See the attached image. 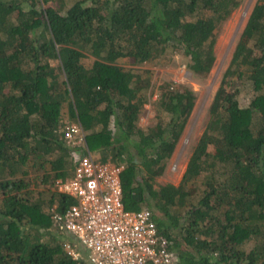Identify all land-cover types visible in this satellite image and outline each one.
<instances>
[{
  "label": "trees",
  "instance_id": "obj_1",
  "mask_svg": "<svg viewBox=\"0 0 264 264\" xmlns=\"http://www.w3.org/2000/svg\"><path fill=\"white\" fill-rule=\"evenodd\" d=\"M239 3L0 0V264H88L67 253L50 220L53 205L61 212L73 202L55 188L79 152L64 137L70 121L89 150L123 166L125 208L151 212L178 264H264V0L250 11L177 185L155 179L194 91L161 83L157 122L137 123L152 85L141 66L175 53L206 77L217 32ZM245 83L253 95L241 106Z\"/></svg>",
  "mask_w": 264,
  "mask_h": 264
},
{
  "label": "built area",
  "instance_id": "obj_2",
  "mask_svg": "<svg viewBox=\"0 0 264 264\" xmlns=\"http://www.w3.org/2000/svg\"><path fill=\"white\" fill-rule=\"evenodd\" d=\"M63 133L79 152L72 176L56 180L55 188L73 202L61 212L53 205L49 212L67 253L88 264H178L151 212L125 208L123 166L92 153L79 123L66 125Z\"/></svg>",
  "mask_w": 264,
  "mask_h": 264
},
{
  "label": "rangeland",
  "instance_id": "obj_3",
  "mask_svg": "<svg viewBox=\"0 0 264 264\" xmlns=\"http://www.w3.org/2000/svg\"><path fill=\"white\" fill-rule=\"evenodd\" d=\"M54 1L57 6L68 7L75 0ZM255 2L256 0H240L239 6L219 28L214 44V64L206 77L199 76L189 70L186 65V59L180 54L175 53L168 58L164 57L161 60L141 66L142 69L150 71L149 74L152 79V85L148 92L150 97L137 119L138 125L144 129L154 126L157 122L154 102L157 100L158 86L161 83L172 81L187 86L194 91L196 96L194 106L184 126L182 134L171 157L167 161L164 173L161 176L156 177V184L164 185L171 183L177 185L180 182L193 148L208 121L209 106L213 95L219 85L222 74L229 64L232 52ZM91 60L92 57L89 56L85 59V63H90ZM118 62L122 65L125 63L122 60ZM51 64H55V62L51 61ZM252 95L253 91L251 86L249 83H245L239 94L240 105H247ZM72 123L75 122L70 121L67 122L66 125ZM90 151L92 153L94 152L93 149H90ZM31 172L28 179L33 184L35 174ZM54 232L57 231L54 229ZM57 236L60 237L59 234H57Z\"/></svg>",
  "mask_w": 264,
  "mask_h": 264
}]
</instances>
